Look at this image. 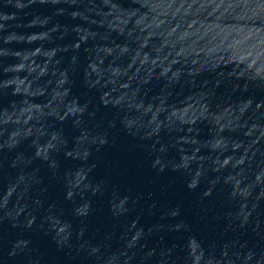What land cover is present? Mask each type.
<instances>
[{
    "label": "water",
    "instance_id": "95a60500",
    "mask_svg": "<svg viewBox=\"0 0 264 264\" xmlns=\"http://www.w3.org/2000/svg\"><path fill=\"white\" fill-rule=\"evenodd\" d=\"M0 264H264V0H0Z\"/></svg>",
    "mask_w": 264,
    "mask_h": 264
}]
</instances>
